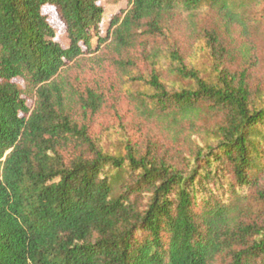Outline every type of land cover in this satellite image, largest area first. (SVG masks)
Segmentation results:
<instances>
[{
  "label": "trees",
  "instance_id": "1",
  "mask_svg": "<svg viewBox=\"0 0 264 264\" xmlns=\"http://www.w3.org/2000/svg\"><path fill=\"white\" fill-rule=\"evenodd\" d=\"M128 5L106 17L100 0H0V264H264V83L247 40L264 0ZM176 23L204 44L208 72ZM109 46H145L136 98L171 147L125 143L117 155L76 119V106L98 114L103 95L71 96L61 76Z\"/></svg>",
  "mask_w": 264,
  "mask_h": 264
},
{
  "label": "rangeland",
  "instance_id": "2",
  "mask_svg": "<svg viewBox=\"0 0 264 264\" xmlns=\"http://www.w3.org/2000/svg\"><path fill=\"white\" fill-rule=\"evenodd\" d=\"M100 5L106 9V17L125 11L129 7L128 0H100ZM44 14L57 30V41L67 48L70 42L57 10L54 7H46ZM255 15L257 22L251 26L247 40L255 55L253 84L259 85L264 83V5L255 11ZM181 24L173 25L174 28L177 26L174 32L181 48L195 66L208 72L212 60L202 51L204 44L202 41L187 39L185 26ZM106 26L107 21L104 20L103 29ZM153 41L151 39L144 44L151 49ZM144 48L145 46H139L120 55L112 46L106 47L95 56L84 57L61 76L68 84L71 96L86 95L88 90L103 95L104 104L98 114L84 118L80 106H76L75 117L80 123L88 125L91 136L101 147L117 155L124 151L125 143H131L144 151L149 142L158 144L162 150L172 146L170 140L145 117L136 98L151 73V65L142 53ZM168 81L171 86L174 84V79L169 78ZM16 83L25 89L23 81L16 80ZM33 100H29V105H32ZM191 143L192 147L201 145V138L193 136ZM188 145H174L173 150L169 149L170 154L177 156L181 151L187 154L185 147Z\"/></svg>",
  "mask_w": 264,
  "mask_h": 264
}]
</instances>
